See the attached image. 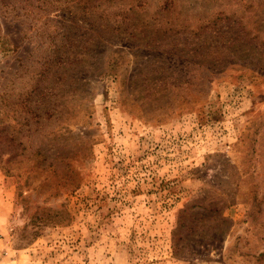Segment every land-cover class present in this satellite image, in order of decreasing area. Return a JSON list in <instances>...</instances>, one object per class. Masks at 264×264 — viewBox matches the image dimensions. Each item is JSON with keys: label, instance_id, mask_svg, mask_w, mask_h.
Returning <instances> with one entry per match:
<instances>
[{"label": "rangeland", "instance_id": "1", "mask_svg": "<svg viewBox=\"0 0 264 264\" xmlns=\"http://www.w3.org/2000/svg\"><path fill=\"white\" fill-rule=\"evenodd\" d=\"M0 264H264V0H0Z\"/></svg>", "mask_w": 264, "mask_h": 264}, {"label": "trees", "instance_id": "2", "mask_svg": "<svg viewBox=\"0 0 264 264\" xmlns=\"http://www.w3.org/2000/svg\"><path fill=\"white\" fill-rule=\"evenodd\" d=\"M184 212H185V210L182 213H184ZM223 221L227 222V219L225 218V219H223Z\"/></svg>", "mask_w": 264, "mask_h": 264}]
</instances>
